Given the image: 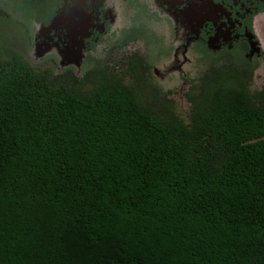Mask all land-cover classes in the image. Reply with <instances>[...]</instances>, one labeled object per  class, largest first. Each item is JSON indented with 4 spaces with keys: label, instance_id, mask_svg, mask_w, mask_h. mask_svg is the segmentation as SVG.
Instances as JSON below:
<instances>
[{
    "label": "trees",
    "instance_id": "obj_1",
    "mask_svg": "<svg viewBox=\"0 0 264 264\" xmlns=\"http://www.w3.org/2000/svg\"><path fill=\"white\" fill-rule=\"evenodd\" d=\"M25 13V32L45 17ZM13 46L0 34V264H264L256 62L206 54L184 118L138 96L135 61L77 77Z\"/></svg>",
    "mask_w": 264,
    "mask_h": 264
},
{
    "label": "flooded vegetation",
    "instance_id": "obj_2",
    "mask_svg": "<svg viewBox=\"0 0 264 264\" xmlns=\"http://www.w3.org/2000/svg\"><path fill=\"white\" fill-rule=\"evenodd\" d=\"M43 2L7 0L6 5L20 12L19 16L26 15V10L33 15L44 12L43 20H35V17L29 19L28 25H32V47L41 43L45 51L49 46L60 50L68 45L75 53L79 48L82 56L78 65L81 67L94 65L121 71L127 67L128 61H135V71L150 75L148 79H151V75L157 72L155 66L159 60L169 58L172 62L170 67L175 70L187 62L189 52L195 55L197 66L213 63L205 58L206 54L225 57L215 64L235 57L244 58L250 64L257 63V58L262 54L255 30L264 21V0ZM0 15H5V12ZM54 16L61 19L51 25L50 20ZM66 24L74 25L75 31L71 37L66 34ZM47 27L52 28L44 29ZM132 41H138L140 46L145 44L149 48L150 62L139 50L137 52L141 56L134 53L136 50L129 51L127 44ZM144 66H150L149 73L146 74L142 69ZM128 78L131 77L125 79Z\"/></svg>",
    "mask_w": 264,
    "mask_h": 264
},
{
    "label": "rangeland",
    "instance_id": "obj_3",
    "mask_svg": "<svg viewBox=\"0 0 264 264\" xmlns=\"http://www.w3.org/2000/svg\"><path fill=\"white\" fill-rule=\"evenodd\" d=\"M6 1L7 0H4L3 2L5 4L0 3L2 12H5V15H0V34L2 36L4 35L5 37L6 35H9V37L13 38L15 49L21 53V55L28 61L30 65L33 67L48 66L51 67L54 72L69 66L72 69L73 74L77 77L83 74L85 67H90V65L84 67L79 66L78 64L80 62L82 52H79V48H77L75 55V52L70 50L68 45H65L60 50L53 49L52 46H49V49L43 51L39 55L34 56V47H32L31 42L32 25H30L27 28L28 31L25 32L23 26L19 25L17 21L20 20L22 23H25L26 17H24V15L19 16L20 12L17 13L12 7H8L6 5ZM8 16L9 19H7ZM15 20H17L16 25L14 24ZM166 21L169 22L168 19ZM260 23L256 27L255 33L260 43L262 54L259 58H257L255 68L251 70V78L248 86L250 90L258 89L264 84V21L261 24ZM49 28L47 27L44 29L48 30ZM43 44L47 45L45 43ZM36 46L42 49L41 43H38ZM127 46L130 47L129 51L136 50L134 53L140 56L143 54L146 60L150 62L149 60L151 58V52L148 51L149 48L146 47L145 44L140 46L138 41H132L129 42ZM63 50H69L73 55L70 53L68 58H66V54L63 52ZM137 50H139L141 54L138 53ZM194 56L195 55L192 52H189L187 62L183 65H180L175 70L171 69L170 66L172 62L169 60V58L161 59L156 63L155 68L157 69V72L151 75V79H148V77L150 78V75L141 74L139 79L133 80L128 78L126 81L132 82L134 90L143 101L145 98H148V96L151 95L150 90L158 96H166L169 99L170 104H172L174 111L185 118L187 102L184 99L183 93L191 80H200L202 77H206L205 75L208 73L209 68L205 65L197 66L194 61ZM63 62L64 64L61 65L60 63ZM149 67L150 66H146V68L145 66L142 67V69L146 71V74L149 73Z\"/></svg>",
    "mask_w": 264,
    "mask_h": 264
},
{
    "label": "water",
    "instance_id": "obj_4",
    "mask_svg": "<svg viewBox=\"0 0 264 264\" xmlns=\"http://www.w3.org/2000/svg\"><path fill=\"white\" fill-rule=\"evenodd\" d=\"M59 19H61L60 17H58V16H54L53 18H51V20H50V24L52 25L53 23L55 24ZM68 21V20H67ZM66 34L69 36V37H71V35L73 34V32L75 31V29H74V25L73 24H66ZM212 48H214V47H212ZM33 55L34 56H36V55H39V54H41L42 52H43V50L40 48V47H38V46H35L34 48H33ZM63 52L66 54L65 56H66V58H68V55L71 53L72 54V52L71 51H69V50H63ZM73 55V54H72ZM75 55H76V53H75ZM61 65H63L64 64V62L63 63H60ZM77 64V63H76Z\"/></svg>",
    "mask_w": 264,
    "mask_h": 264
}]
</instances>
